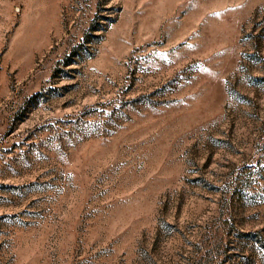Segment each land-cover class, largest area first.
<instances>
[{
  "label": "rangeland",
  "instance_id": "rangeland-1",
  "mask_svg": "<svg viewBox=\"0 0 264 264\" xmlns=\"http://www.w3.org/2000/svg\"><path fill=\"white\" fill-rule=\"evenodd\" d=\"M0 264H264V0H0Z\"/></svg>",
  "mask_w": 264,
  "mask_h": 264
}]
</instances>
